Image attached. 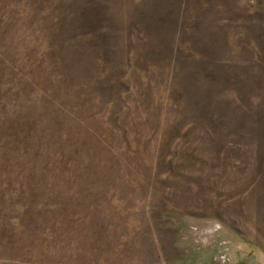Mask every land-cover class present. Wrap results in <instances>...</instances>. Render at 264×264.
Wrapping results in <instances>:
<instances>
[{
    "label": "rangeland",
    "instance_id": "374dc122",
    "mask_svg": "<svg viewBox=\"0 0 264 264\" xmlns=\"http://www.w3.org/2000/svg\"><path fill=\"white\" fill-rule=\"evenodd\" d=\"M0 264H264V0H0Z\"/></svg>",
    "mask_w": 264,
    "mask_h": 264
}]
</instances>
